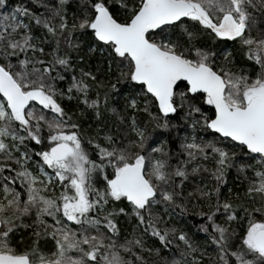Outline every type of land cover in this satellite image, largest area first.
Segmentation results:
<instances>
[{"label":"snow or ice","instance_id":"6c2138e0","mask_svg":"<svg viewBox=\"0 0 264 264\" xmlns=\"http://www.w3.org/2000/svg\"><path fill=\"white\" fill-rule=\"evenodd\" d=\"M73 2L0 0V264H264V0Z\"/></svg>","mask_w":264,"mask_h":264},{"label":"trees","instance_id":"16d2710c","mask_svg":"<svg viewBox=\"0 0 264 264\" xmlns=\"http://www.w3.org/2000/svg\"><path fill=\"white\" fill-rule=\"evenodd\" d=\"M16 0H9V3L14 4ZM75 7V3L73 0H69V11H72ZM81 39H84V37H81ZM85 44H87V41H85ZM84 52L87 51V48L85 47L83 49ZM241 50L239 49V46H236V50L234 51V56L236 58L237 63H240L241 58ZM89 60V63L95 67V64L97 62V59L99 58V53H96L95 55L89 57H85ZM75 62V61H74ZM63 103L69 108L72 109L75 106V101H68L64 100ZM145 117H141V119H144ZM80 121L83 128L86 129H94L95 123L92 121V113L88 112L85 116L80 117ZM150 131H153L154 133H162L160 136V139H168L169 138V132L163 129H150ZM174 136V133H173ZM251 162V161H249ZM228 180V186L223 189L224 193L227 194L228 188H232L235 192L237 190V187L242 188L243 185L240 183V179L236 175V170L233 168L230 170V173L227 177ZM196 209L190 207L188 213L183 217L175 216L172 219V222H177L180 225L184 226L185 230L188 232V234L192 237V239L202 247L204 246L206 242V236L204 233L198 231L197 225L204 223V219L201 217H198L195 215ZM34 221V215L31 217H25L24 218V224L29 225L28 227H24L21 225L19 231L12 237L13 243L16 244L21 250H23L26 247H29L32 245L34 241H36V237L34 236V232L37 230V226L33 223ZM135 221H128L126 219L122 218V227L126 228L128 231H131V225L134 224ZM42 231V230H41ZM38 243L41 247H51L53 242L50 238L41 236L39 238ZM154 243H158L155 240L150 239L148 241L149 245H152ZM211 251V249H210ZM164 253H162L163 255ZM145 255L147 256L148 253L145 252ZM154 259V257H150Z\"/></svg>","mask_w":264,"mask_h":264}]
</instances>
